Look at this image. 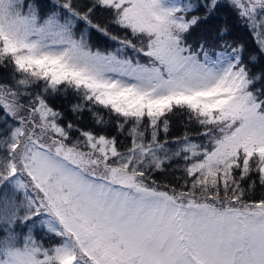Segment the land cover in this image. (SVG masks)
<instances>
[{
    "label": "snow or ice",
    "instance_id": "obj_1",
    "mask_svg": "<svg viewBox=\"0 0 264 264\" xmlns=\"http://www.w3.org/2000/svg\"><path fill=\"white\" fill-rule=\"evenodd\" d=\"M54 4L42 18L0 0V264H264V71L249 67L264 57V0H228L257 46L247 62L243 44L189 43L220 0ZM90 30L117 47L94 49ZM69 93L77 120L114 123L131 146L62 124L49 100ZM173 118L199 126L174 151ZM174 159L183 182L155 180Z\"/></svg>",
    "mask_w": 264,
    "mask_h": 264
},
{
    "label": "trees",
    "instance_id": "obj_2",
    "mask_svg": "<svg viewBox=\"0 0 264 264\" xmlns=\"http://www.w3.org/2000/svg\"><path fill=\"white\" fill-rule=\"evenodd\" d=\"M74 2L80 4L81 6L88 3L89 0H74ZM25 5L28 3H33L39 5L40 7V15L42 18L46 17L51 11L59 10L58 7L54 4V0H24ZM24 11L27 12V7L23 8ZM94 21L100 22L108 26L109 30L114 34L124 37L128 35L130 38V34L124 32V30L117 28L115 25L109 23V18L106 12L103 10H97L95 15L93 16ZM227 27L228 32L224 37H220L218 35L219 30L222 27ZM84 30V25H78V33ZM201 38L207 41L208 44L215 45L219 48L221 39L227 40L233 44H243L245 48L244 59L247 62L249 54H255L257 50V46L255 44V40L251 35L250 31L246 29L243 23L238 19L236 12L233 8H231L226 0H220V6L217 8L215 14L209 18V21L202 23L194 32L192 37L189 38V43H192L195 47L197 40ZM89 42L92 44L94 49H99L101 51H112L113 48H116L117 43L104 37L102 34L97 33L95 30H90L89 34ZM218 44V46H217ZM249 67L252 69L253 73L264 71V57H261L255 65L249 64ZM7 76V73L0 69V79H3ZM264 84L257 83L256 87H262ZM50 104L57 110L64 114V119L60 122L65 124L68 120H72L78 126L85 129H92L94 131L106 132L108 135H115L118 140V148L120 151H126L128 147L131 146V140L126 135H121L116 132V128L114 123L109 124L107 127H101L95 125L91 115L89 113L83 114L82 120H77L70 111V106L73 103L77 102V98L69 93L67 96L59 95L56 97H52L49 100ZM103 111V110H102ZM105 119H114V117L110 118L105 113ZM185 130L190 133H195L196 130H199L198 125H189L186 122H182L177 118H173V122L171 125V130L168 134L169 144L168 147L173 151L176 150L177 145L174 143L176 137L182 136ZM73 138H77L78 134L73 133ZM160 138H164V134H160ZM192 139L194 142L203 143V137L192 135ZM114 159V158H113ZM185 162L180 159H174L167 166V171L164 173H153V178L157 181H163L167 183H171L172 185L179 186L183 181L182 179H178L184 176L182 171ZM259 195V193H257ZM38 238L42 239L46 246L50 244H55L58 242V238L55 237H46L42 232L38 233Z\"/></svg>",
    "mask_w": 264,
    "mask_h": 264
},
{
    "label": "rangeland",
    "instance_id": "obj_3",
    "mask_svg": "<svg viewBox=\"0 0 264 264\" xmlns=\"http://www.w3.org/2000/svg\"><path fill=\"white\" fill-rule=\"evenodd\" d=\"M28 1V0H27ZM35 1H39V0H35ZM227 2H228V0H226ZM24 11V10H23ZM24 12H26V11H24ZM199 40H201V38H199L198 40H197V42L199 41ZM211 45V44H210ZM117 46V45H116ZM217 46H218V44H217ZM113 49H115V48H113ZM126 54L128 55V56H133V53H132V50L131 49H128L127 50V52H126ZM198 130H196V132H197Z\"/></svg>",
    "mask_w": 264,
    "mask_h": 264
}]
</instances>
